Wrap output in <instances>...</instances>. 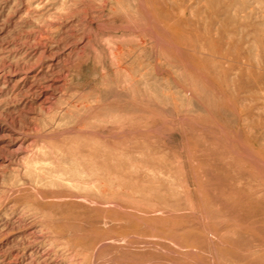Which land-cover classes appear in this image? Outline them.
Segmentation results:
<instances>
[{
    "label": "rangeland",
    "instance_id": "rangeland-1",
    "mask_svg": "<svg viewBox=\"0 0 264 264\" xmlns=\"http://www.w3.org/2000/svg\"><path fill=\"white\" fill-rule=\"evenodd\" d=\"M0 264H264V0H0Z\"/></svg>",
    "mask_w": 264,
    "mask_h": 264
}]
</instances>
